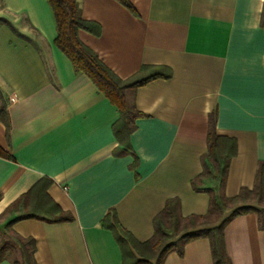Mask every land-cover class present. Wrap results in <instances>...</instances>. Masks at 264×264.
<instances>
[{"label":"crops","instance_id":"0c3cea01","mask_svg":"<svg viewBox=\"0 0 264 264\" xmlns=\"http://www.w3.org/2000/svg\"><path fill=\"white\" fill-rule=\"evenodd\" d=\"M130 1L138 15L117 0H77L82 16L102 27L100 35L80 29V39L118 76L144 65L173 72L126 92L143 115L132 149L119 155L118 108L56 45L48 1L0 0V19L16 29L0 21V106L10 125L0 120V146L13 157L0 156V229L15 215L8 208L44 177L52 179L48 194L73 215L14 223L35 239L37 264H122L113 231L102 225L112 209L140 241L154 236V218L172 197L182 216L204 215L210 195L191 181L204 167L213 111L217 133L238 144L226 195L253 188L264 161V0ZM225 242L233 264H264L256 212L232 219ZM163 264H215L210 239L187 242Z\"/></svg>","mask_w":264,"mask_h":264},{"label":"trees","instance_id":"16d2710c","mask_svg":"<svg viewBox=\"0 0 264 264\" xmlns=\"http://www.w3.org/2000/svg\"><path fill=\"white\" fill-rule=\"evenodd\" d=\"M47 1L53 11L58 30L56 45L68 56L75 70L85 73L117 106L119 118L113 124V131L122 145L117 154H127L132 149L130 135L136 128V119L143 114L138 110L135 101L130 102L127 99L126 92L130 90L135 93L140 86L156 78H170L172 69L165 65H144L132 76L121 78L104 63L95 50L80 39V29L100 35L102 27L98 22L82 16L77 0ZM117 1L138 15L130 0ZM262 17L264 20V6ZM0 21L16 31L7 19ZM216 118L217 111L209 114L208 152L202 158L204 167L191 181L195 191L209 193L210 204L207 212L204 215L192 214L184 217L180 212V198L172 197L154 218V236L149 240L140 241L122 226L115 210H110L104 216L102 225L113 231L122 250V264H163L171 251L176 250L183 254L187 242L201 237L210 239L215 264H233L226 250V225L236 216L256 212L259 226L264 229V161L259 163L253 188L243 186L238 194L226 195L225 185L230 162L238 152V144L235 137L217 133ZM0 120L5 123L8 131L10 125L4 105L0 106ZM0 156L13 159L1 146ZM205 178L211 180V185H204ZM51 182L52 179L44 177L8 208V212L15 215L5 223L3 230L0 229V261L9 258L14 264H37L36 241L32 237L19 235L13 229L16 221L27 218L48 222L73 219L72 213L63 210L48 194L47 188Z\"/></svg>","mask_w":264,"mask_h":264},{"label":"built area","instance_id":"2783aa9c","mask_svg":"<svg viewBox=\"0 0 264 264\" xmlns=\"http://www.w3.org/2000/svg\"><path fill=\"white\" fill-rule=\"evenodd\" d=\"M11 100H12V101H15V100H16V97H11ZM64 189L67 190V189H68V186H65Z\"/></svg>","mask_w":264,"mask_h":264},{"label":"rangeland","instance_id":"374dc122","mask_svg":"<svg viewBox=\"0 0 264 264\" xmlns=\"http://www.w3.org/2000/svg\"><path fill=\"white\" fill-rule=\"evenodd\" d=\"M131 102V101H130Z\"/></svg>","mask_w":264,"mask_h":264}]
</instances>
